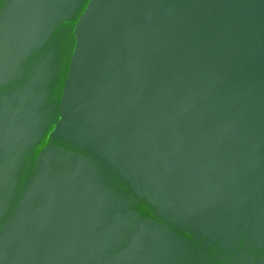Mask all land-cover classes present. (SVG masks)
Masks as SVG:
<instances>
[{
  "label": "water",
  "instance_id": "water-1",
  "mask_svg": "<svg viewBox=\"0 0 264 264\" xmlns=\"http://www.w3.org/2000/svg\"><path fill=\"white\" fill-rule=\"evenodd\" d=\"M0 264H264V0H0Z\"/></svg>",
  "mask_w": 264,
  "mask_h": 264
}]
</instances>
